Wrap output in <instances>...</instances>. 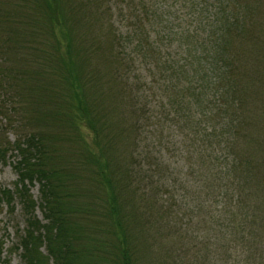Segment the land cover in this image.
Wrapping results in <instances>:
<instances>
[{"label": "trees", "instance_id": "trees-1", "mask_svg": "<svg viewBox=\"0 0 264 264\" xmlns=\"http://www.w3.org/2000/svg\"><path fill=\"white\" fill-rule=\"evenodd\" d=\"M0 117L21 264H264V0H0Z\"/></svg>", "mask_w": 264, "mask_h": 264}, {"label": "rangeland", "instance_id": "rangeland-1", "mask_svg": "<svg viewBox=\"0 0 264 264\" xmlns=\"http://www.w3.org/2000/svg\"><path fill=\"white\" fill-rule=\"evenodd\" d=\"M6 121L0 117V126L5 129L6 141L11 145L17 135L9 127L5 126ZM80 133L89 144L91 141V135L88 133L84 125H80ZM93 147L92 143L89 144ZM13 155L10 156L8 162L0 166V194L3 190L14 191L15 183L17 180V175L14 172V169L11 164L15 162L12 159ZM30 194L33 201L38 204L40 199L39 186L37 183H34L30 187ZM34 219L39 221L41 224H45V220L40 210V207H35L33 211ZM27 225L26 217L22 206L20 205L17 197H14L11 207L7 206L6 203L1 199L0 195V247L2 250V259L7 260L9 264H21L19 258V252L13 251V246L17 244L18 232L23 233ZM42 254H46L45 249L42 248Z\"/></svg>", "mask_w": 264, "mask_h": 264}]
</instances>
